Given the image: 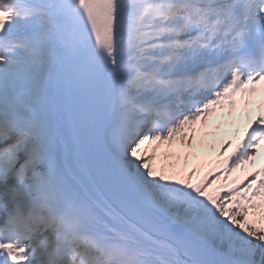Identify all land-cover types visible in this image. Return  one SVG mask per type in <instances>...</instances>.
<instances>
[{
	"label": "bare ground",
	"instance_id": "1",
	"mask_svg": "<svg viewBox=\"0 0 264 264\" xmlns=\"http://www.w3.org/2000/svg\"><path fill=\"white\" fill-rule=\"evenodd\" d=\"M13 4V3H12ZM23 9L14 10V12L21 13ZM41 13H40V27L39 31L43 34V37L46 39V45L41 50V56L47 60V73L44 78L39 80L38 87L41 86L43 81L45 80L46 84L55 83V79L50 80L51 71L53 65H55V77L60 76V83L62 82L61 90L65 94L66 98L68 95L69 89V78L73 74L74 68L78 64L79 61L84 56V51L81 49L78 42L74 39L70 40L67 44H58L55 41V33L54 30L56 28L55 22L52 18V14L48 9V4L44 0L41 5ZM148 16L146 13L143 15L135 14L127 17L126 19L120 20L115 23V25L111 28L110 33L108 35L107 43L110 45L109 51L122 50L129 57H134L138 54L139 49L141 47L143 41V31L145 26L147 25ZM126 29L127 32H124L123 29ZM39 92V90H38ZM103 93L105 96L104 100V138L106 143V154L113 163L116 161V154H121L127 149L126 138L130 133L125 129V125L123 123L118 122L114 117V113H119L120 116H125V110L115 109V103L112 101L113 93H117L118 96L124 95V91L121 87L112 86V82L109 79V76H106L104 80ZM40 94V93H39ZM207 114L206 112H200L199 115L203 116ZM65 138V144L68 147V157L71 163H73L75 168V173L81 172V165L78 157L74 151V144L71 138V132L67 129ZM179 139L180 137L177 136ZM139 138V136H138ZM140 142V141H139ZM142 143V142H140ZM140 144L131 145L130 147L134 150L133 157L131 159H127L126 164H130L134 161V158L137 153V148H139ZM229 159L226 158L223 161V164ZM35 166L32 161L29 162ZM221 164V165H223ZM134 171V170H132ZM140 172L134 171L130 176L124 174L122 178V182L127 189L132 190L137 196L139 200L143 202L145 208L151 211L154 216L160 221L162 225L166 228L175 230L176 232L183 235L184 238L191 240L196 243V245L201 249L208 251V247L210 246V238L209 237H200L204 230V226L209 224L211 228V232L220 231L223 225H227V218H217V211H210L209 214L205 212L210 209L208 204L202 203L198 206L193 214L186 219L180 221V218H176L174 215H170L168 213L169 205L162 197V195L151 189L150 186H141V194L137 193L134 189V183L140 180ZM4 215L0 218L3 219L5 216H11V211L5 208ZM107 215L110 222L111 219L116 224L117 227H126L131 229L128 225L121 224L118 222V217L116 214H113L110 210H108ZM135 235V234H133ZM236 239V238H235ZM234 239V240H235ZM141 241L145 245L148 252L154 257L160 258L163 262L167 264H193L184 260V258L180 255H177L173 249L166 245L161 240H155L152 238H141ZM233 248V247H232ZM234 253L230 254L229 252H224L218 255L217 258L223 261L224 264H251L250 263V245H239L233 249Z\"/></svg>",
	"mask_w": 264,
	"mask_h": 264
},
{
	"label": "rangeland",
	"instance_id": "2",
	"mask_svg": "<svg viewBox=\"0 0 264 264\" xmlns=\"http://www.w3.org/2000/svg\"><path fill=\"white\" fill-rule=\"evenodd\" d=\"M39 12H40L39 10H36V15H35V19H34L36 22L39 19V15H38ZM33 46H34V43L31 42L30 47H33ZM36 49H39V48H34V50L29 49V52L24 51L22 53V56L20 55V52H18V54L16 55V57L19 58V60L27 62L26 63L27 68H29V69L32 68L31 63H35L36 59H39V63H38L39 68L37 70V75L30 76V81H31V83H30V90H31L30 95L31 96L34 95V93L37 91L36 79L42 74L44 66H45L43 60L41 59V57H40V55ZM36 56L38 58H36ZM29 59L31 60V62H29ZM13 62H15L14 65H16V66L20 65L18 60H15ZM20 66H22V65H20ZM136 87H137V85L134 86V89ZM134 91L135 90H133L132 93H134ZM187 124H188V121L183 119V118H181L180 121L174 120L172 118L170 123L165 126L162 133H160V134H158L157 132L152 133L149 136V138L146 140V143L143 144L142 146H140L139 148H137V153L135 156L136 161L134 163V166L137 169H143L144 163H146L143 159L149 155H152L151 156L152 159H150L152 162L163 161V159H171L172 157L177 156V155H174L173 153H171L173 155L168 156L167 154H165L163 156L165 147L167 148V147L174 146V145H177V146L182 145L183 147H186L187 149H189V152H188L189 155L177 158V166L178 167L187 166L188 163H191L193 161V159L192 160L190 159V151L191 150H194V151L197 150V151L204 152L205 154H208L209 152H213V151L220 149V144H222L224 141L223 139L218 138L217 136H214V135H205V134H202L200 132H197L195 134L193 140L192 139L190 140L189 145H186L183 142V139L189 138V130H185L186 134H182L180 132H181V129L183 127H187ZM173 133H175L176 135L180 134V136H181L180 139H178V138L169 139L168 136L173 134ZM157 137H158V139H157ZM139 140L142 141L143 138L142 139L139 138ZM138 141L136 140V137L134 136V138L129 140V143L133 144V143H137ZM192 144H196L195 147H192L191 146ZM223 147L224 146H222L221 148H223ZM167 151L170 152L172 150L169 149ZM133 153H134L133 150L129 151V154H127V157H131V156L133 157ZM193 155H194V153H193ZM163 157H166V158H163ZM142 160H143V162H142ZM144 177H145V180L150 181L149 186L151 188H153L154 177H151L149 175H145ZM146 186H148V185H146ZM234 190H237V192H238L237 196L230 197L231 192ZM233 199L249 200L251 203H253L255 205L254 208L258 211L259 215L261 216V219L264 222V193H257V192H255L254 189H252V187H246L244 185H242L240 188L234 186L231 189H229L228 194L224 199V202H222V204H214L212 207V210H214V209H225L227 207H230L231 204L233 203L232 202ZM166 201H167V203H169V206H170L171 203L168 200H166ZM212 210H210V211H212ZM172 212H170V213L173 214ZM180 218H182V217H180ZM226 234H228V229L225 227L221 231V238L224 237ZM203 235L204 236L208 235V228L203 230ZM233 235L230 237L232 238ZM241 236H242V237H240L241 238V244H244L246 242L245 233H242ZM253 237L254 236H252V241H251L252 242V248H251L250 253H252V250L254 249V247L256 245V242L253 239ZM258 238L259 237L257 236L256 240H258Z\"/></svg>",
	"mask_w": 264,
	"mask_h": 264
}]
</instances>
